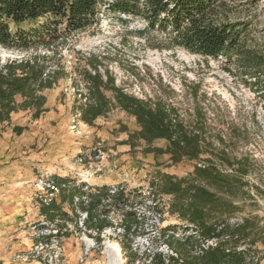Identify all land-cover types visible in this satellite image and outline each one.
<instances>
[{
  "label": "trees",
  "instance_id": "16d2710c",
  "mask_svg": "<svg viewBox=\"0 0 264 264\" xmlns=\"http://www.w3.org/2000/svg\"><path fill=\"white\" fill-rule=\"evenodd\" d=\"M226 9L224 0H0V47L25 52L21 57L0 59V128L11 127L14 135H21L28 126L12 124L14 113L32 111L31 120H36L48 110L44 92L64 73L49 63L57 53L53 47L74 33L97 27L103 13L143 18L147 26L138 35L156 28L167 34L170 47L201 56L235 57L237 67L260 84L264 44H250L246 22L230 21ZM86 63L90 69L78 70L85 87L84 101L78 105L83 123L93 126L115 110L124 112L136 128L130 130L121 123L115 134L126 133L122 143L130 151L167 155L171 164L187 160L194 166L182 177L154 170L147 193L119 184L89 186L52 175L49 187L38 195L43 220L36 226L44 232L34 237V243L48 244L68 236L72 223L100 244L101 233L116 226L122 229L117 242L124 264H260L264 257V250L258 248L264 246L262 217L238 216L253 200L247 179L250 160L231 159L213 145L206 136V118L199 106L191 116H185L160 95L141 98L128 93L115 83L107 68L99 70L97 56H89ZM259 89L264 102V85ZM163 197L167 198L168 214L179 223L171 228H180L183 235L171 236L166 253L132 250L128 235L144 215L134 207L149 200L148 210L161 211ZM115 213L119 214L117 224ZM212 240L213 244H207Z\"/></svg>",
  "mask_w": 264,
  "mask_h": 264
},
{
  "label": "rangeland",
  "instance_id": "374dc122",
  "mask_svg": "<svg viewBox=\"0 0 264 264\" xmlns=\"http://www.w3.org/2000/svg\"><path fill=\"white\" fill-rule=\"evenodd\" d=\"M224 2L230 21L246 22L250 44H264V0ZM100 17L97 27L74 33L53 47L57 53L49 63L64 73L44 92L48 110L37 120H31L32 111L14 113L12 124L28 126L21 135L10 133V127L0 128V250L11 252V264H124L126 260L121 248L118 252L115 246L116 242L120 247L117 239L122 238V229L116 226L105 229L102 241L96 244L69 223L68 236L35 246L32 231L37 227H32L43 220L38 195L44 193L52 175L89 186L119 184L147 193L154 170L182 177L193 169L191 161L171 164L167 155L130 151L122 143L126 133L115 134L121 123L130 130L136 128L124 112L115 110L93 126L79 119L78 105L84 101L85 87L78 70L90 69L86 59L91 55L101 61L99 70L107 68L115 83L128 93L141 98L160 95L185 116H191L199 106L206 118V136L213 145L225 150L231 159L250 160L247 179L253 200L238 216L258 214L264 225V102L259 89L264 76L257 84L237 67L235 57L201 56L170 47L167 34L156 28L139 36L147 26L143 18L122 13ZM23 55L25 52L0 47L1 61ZM149 203L134 207L144 215L128 235L132 250L166 253L170 250L167 241L171 236L181 237L183 231L171 228L179 223L168 214L166 197L159 201L161 211L148 210ZM113 216L119 223V214ZM258 248L264 250V246ZM260 264H264V257Z\"/></svg>",
  "mask_w": 264,
  "mask_h": 264
},
{
  "label": "crops",
  "instance_id": "0c3cea01",
  "mask_svg": "<svg viewBox=\"0 0 264 264\" xmlns=\"http://www.w3.org/2000/svg\"><path fill=\"white\" fill-rule=\"evenodd\" d=\"M9 129H10V133L13 134L11 127ZM10 255H11V252H9L8 250H0V261L2 262V264H11L12 263V261H9V259L11 257Z\"/></svg>",
  "mask_w": 264,
  "mask_h": 264
},
{
  "label": "built area",
  "instance_id": "2783aa9c",
  "mask_svg": "<svg viewBox=\"0 0 264 264\" xmlns=\"http://www.w3.org/2000/svg\"><path fill=\"white\" fill-rule=\"evenodd\" d=\"M44 184H45V182H44ZM49 185H50V183L48 182V183H46V187H49ZM37 226L36 225H34L33 227H32V230H34L35 228H36ZM42 231V232H41ZM33 232V236L34 237H37V236H39V234H43V230H35V231H32ZM40 244H42V243H38V244H36L35 246L37 247V245H40ZM207 244H213V240L212 241H208V243ZM203 247H206V245H203ZM34 257V256H33ZM24 259H27L26 257L24 258Z\"/></svg>",
  "mask_w": 264,
  "mask_h": 264
},
{
  "label": "bare ground",
  "instance_id": "6f19581e",
  "mask_svg": "<svg viewBox=\"0 0 264 264\" xmlns=\"http://www.w3.org/2000/svg\"><path fill=\"white\" fill-rule=\"evenodd\" d=\"M115 246L118 252H120V247L118 246V244L115 242Z\"/></svg>",
  "mask_w": 264,
  "mask_h": 264
}]
</instances>
